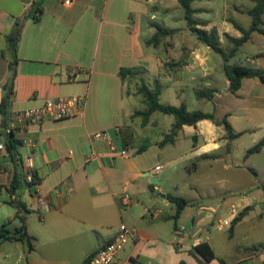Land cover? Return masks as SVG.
Returning <instances> with one entry per match:
<instances>
[{
    "label": "crops",
    "instance_id": "1",
    "mask_svg": "<svg viewBox=\"0 0 264 264\" xmlns=\"http://www.w3.org/2000/svg\"><path fill=\"white\" fill-rule=\"evenodd\" d=\"M38 1L0 0V102L11 78L13 60L6 36L19 21L9 112L74 95L86 96V103L80 113L73 111L61 120L44 119L15 131L21 141L16 160L6 146L0 153V227L19 228L22 213L25 230L34 238L30 244L2 241L0 264H83L113 239L121 223L133 228L136 236L118 252L115 264H212L217 259L215 254L205 262L195 247L207 242L213 251L214 237L225 228L230 231L221 222L250 207L232 230L244 221L258 205L252 189L240 195L233 193L229 199L220 196L222 200L212 201L211 195V203L204 204L201 199L185 198L186 190L195 184L169 185L161 174L169 165L176 172L197 170L202 161L215 158L209 162L206 180H216L213 165L222 155L230 154V142L244 131L229 123L239 136L227 139L222 125L201 120L195 126L183 125L173 143L161 146L173 118L153 113L143 126L140 117H132L135 110L144 108L136 88L141 81L151 84L156 79L161 85V103H183L188 111L213 113L217 121H227L233 99L244 97L243 87L252 93L256 79H243L236 93L229 91L223 61L215 60L212 50L189 31L178 0H71L68 5L65 0H43L42 11L34 19L31 7ZM240 1L228 6L226 2L219 19L213 21L200 17L212 11L209 0L191 2V8L197 10L194 17L206 22L202 28H216L223 49L231 47L224 34L233 38L242 35L232 21L244 29L250 26L247 11L253 1L244 7ZM241 15L247 16V26L239 22ZM157 28L173 33L152 41ZM243 60L245 64L232 65L264 69V51L256 58L245 54ZM121 68L137 71L121 79ZM248 80L252 82L246 83ZM216 99L226 112L221 119L215 115V106L205 109ZM103 130L110 133L115 152L105 142L90 139L91 133ZM0 142L5 145L1 128ZM124 147L130 149L129 158L118 155ZM90 152L97 157L89 160ZM26 158L33 161L37 187L21 184L10 193L12 178L21 173ZM156 166H160L158 171ZM221 167L229 169L228 165ZM218 184L223 186L222 181ZM124 187L132 199L128 207L119 201ZM35 190L44 199L45 208L38 204ZM167 194L188 201L175 220L171 218L176 206L166 199ZM15 201L23 204L22 211ZM218 264L225 263L218 259ZM230 264L251 263L243 257Z\"/></svg>",
    "mask_w": 264,
    "mask_h": 264
},
{
    "label": "rangeland",
    "instance_id": "2",
    "mask_svg": "<svg viewBox=\"0 0 264 264\" xmlns=\"http://www.w3.org/2000/svg\"><path fill=\"white\" fill-rule=\"evenodd\" d=\"M252 1L254 5V0ZM226 2L228 6L232 3L235 4L237 0H209L207 5L212 8V11L202 14L200 17L211 21L219 19L217 17ZM239 3L244 7L249 4V0H241ZM246 19V15L239 17L242 26H247ZM262 19H264V14ZM251 36V41L245 43L238 53L229 59L228 64H245L243 60L245 54L256 58L260 51H264L262 50L264 35L254 32ZM225 42L227 43V41ZM210 52L215 60L223 61L219 54ZM247 82H252V80ZM253 82H257V85L252 93L247 91L248 87H243L241 92L244 97L239 101L233 99L230 104L232 110L228 111L230 114L227 116V121L237 131L244 132L230 142V154L222 155L221 161L217 160L213 165L216 180L210 182L206 180L209 162H213L215 158L202 161L197 170L176 172L173 171L172 165H169L164 168L163 174H161L169 185L195 184L194 188L186 190L185 198L201 199L204 204H210L212 197V201L221 199L220 196L229 199L233 193L240 195L244 192L249 193L248 191L252 189L251 195L254 197V202L258 201L257 207L248 213L244 221L235 226L234 231H227L225 228L214 237L212 248L217 259L212 264H218V259H221L225 264H230L235 259L243 257H248V262L251 264H264V197L260 188L261 185H264V147L259 152L251 153L245 157L247 150L264 137V125L262 124L264 122V84L256 80ZM218 103L217 99L210 101L205 105V109L211 110L212 106H215V115L221 119L226 112L223 107H218ZM154 114L161 116L160 113ZM222 165H228L229 169H221ZM218 181H222V187L219 186ZM173 193L178 195L174 190ZM211 195L212 197H210ZM259 245L261 246L259 247Z\"/></svg>",
    "mask_w": 264,
    "mask_h": 264
},
{
    "label": "trees",
    "instance_id": "3",
    "mask_svg": "<svg viewBox=\"0 0 264 264\" xmlns=\"http://www.w3.org/2000/svg\"><path fill=\"white\" fill-rule=\"evenodd\" d=\"M43 0H39L36 5L31 7L32 17L37 19L36 14H40L42 9L40 4ZM194 0H178L184 11V18L187 23V27L189 31L196 36V38L209 47L213 52L219 54L223 59V71L225 76L229 82V91L231 93H236L241 87V82L243 79H256L262 84H264V69L248 67L244 65H229L226 62L235 55L237 50L241 45L248 41L250 34L252 32H257L261 35H264V21L262 19V15L264 14V0H254L253 7L247 11V14L251 18L250 26L247 29L242 28L236 22L232 21L233 26L241 32V37L233 38L227 34H224V38L231 45V47L226 50L223 49L221 43L219 41V36L216 28H211L210 30H205L202 27L206 25L204 20H200L194 17V14L197 10L191 8V2ZM172 30H163L161 28H157L156 34L152 37V41H157L160 35L163 34H171ZM20 37V22L16 21L14 23L13 29L6 36V46L9 51H11L13 55V60L10 64L11 69V78L9 80V84L6 86V93L3 96L0 102V115L1 122L0 128L1 132L5 137V146L6 150L9 152L12 159L16 160L17 157V149L21 145V141L17 139L14 135L13 131L6 132L8 128V123L10 120V112H9V97L12 93V84L15 76V64L17 61L16 49L18 45ZM136 68H121L119 70V76L121 79H125L126 77L133 76L136 73ZM136 93L139 94L142 98V103L144 108L142 110H135L132 114V117L138 116L141 118V124L144 126L146 122L149 120V117L153 113H160L162 115L171 116L173 118V123L168 133L163 135V139L159 143L161 146L166 143H173L175 138L179 134L183 125L187 126H195L198 121L201 120H209L215 125H222L226 131L227 139H234L239 136V133H234L226 121L223 118L221 121H217L213 113H205L199 110L188 111L183 103L178 106H173L160 102V93H161V85L158 80L154 79L151 84H146L144 81L139 82ZM211 95L206 96L208 99ZM194 139V137H193ZM264 146V138L258 141L255 145L249 148L246 152V156L251 153L259 152ZM143 148H140L138 151L141 152ZM21 184H26L24 181V176L22 173H18L13 176L12 181L9 186L10 193H15L16 190L20 187ZM30 186V185H28ZM260 188L264 194V185H261ZM166 199L170 202L174 203L176 206V213L172 216L171 219L175 220L181 210L188 205V201H186L182 197H176L172 195H166ZM15 204L20 209L23 210L24 206L21 202L15 201ZM250 210V207H245L242 209L231 221L230 231L232 227L241 220V218ZM19 220L21 222V226L15 229H9L6 226L0 227V243L2 241H22L27 244L34 239L32 236L28 235L25 226H24V215L19 214ZM198 255L205 261L209 262L214 259V253L211 250L210 246L207 242H202L198 244L194 249ZM93 254L89 255L83 264H86L89 258ZM179 264H185L184 262H179Z\"/></svg>",
    "mask_w": 264,
    "mask_h": 264
},
{
    "label": "built area",
    "instance_id": "4",
    "mask_svg": "<svg viewBox=\"0 0 264 264\" xmlns=\"http://www.w3.org/2000/svg\"><path fill=\"white\" fill-rule=\"evenodd\" d=\"M103 2L105 0H102ZM71 0H65L64 4H70ZM38 15V14H36ZM73 74V71L70 72ZM86 103V96L74 95L69 97H58L55 99H46L43 104L39 107L29 108L22 111L10 113V120L6 132L17 131L24 126L29 124L39 123L44 119L49 120H61L76 111L80 113L83 106ZM118 132V129L115 130ZM90 139L93 141L105 142L110 151L115 152V148L112 145L110 133L108 131H95L90 134ZM5 150V145L0 142V153ZM118 155L123 158H129L130 149L127 147L122 148ZM97 155L94 152H90L88 159H95ZM18 163L21 164L19 161ZM21 173L24 176V181L27 185L36 189L38 184V178L35 173V167L31 158H26L24 165L21 164ZM155 171L160 169V166H156ZM34 195L37 198L38 204L45 208V201L42 196L39 195L37 190L34 191ZM119 201L122 207H128L132 203V199L126 190V187L120 193ZM232 220H223L222 226H231ZM135 231L133 228L126 226L121 223L113 237V239L100 247L93 255L89 258L86 264H115L118 252H120L128 241L135 239Z\"/></svg>",
    "mask_w": 264,
    "mask_h": 264
},
{
    "label": "water",
    "instance_id": "5",
    "mask_svg": "<svg viewBox=\"0 0 264 264\" xmlns=\"http://www.w3.org/2000/svg\"><path fill=\"white\" fill-rule=\"evenodd\" d=\"M29 248L31 249V247L29 246Z\"/></svg>",
    "mask_w": 264,
    "mask_h": 264
}]
</instances>
